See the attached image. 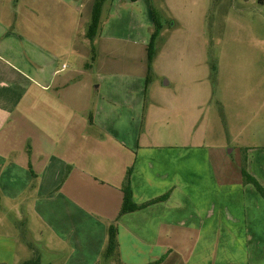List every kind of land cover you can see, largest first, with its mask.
<instances>
[{
	"label": "crops",
	"instance_id": "obj_1",
	"mask_svg": "<svg viewBox=\"0 0 264 264\" xmlns=\"http://www.w3.org/2000/svg\"><path fill=\"white\" fill-rule=\"evenodd\" d=\"M92 4L0 0V262L37 253L29 230L41 264H99L115 222L118 264H264V196L188 136L203 87L147 104L151 0H107L89 39ZM127 178L136 204L168 195L120 213Z\"/></svg>",
	"mask_w": 264,
	"mask_h": 264
},
{
	"label": "rangeland",
	"instance_id": "obj_2",
	"mask_svg": "<svg viewBox=\"0 0 264 264\" xmlns=\"http://www.w3.org/2000/svg\"><path fill=\"white\" fill-rule=\"evenodd\" d=\"M151 3L162 28L148 73L149 82H156L158 89L148 85L147 104L160 102L163 108L166 91L180 86L191 97L195 84L202 86L201 111L197 121L187 122L188 136L202 138L229 162L242 165L245 148L264 150V0ZM103 5L99 25L107 6ZM167 79L169 85L164 84ZM23 235L42 261L50 259L36 234L25 230ZM23 253L19 250L10 263L20 264ZM99 264L118 263L115 257L102 256Z\"/></svg>",
	"mask_w": 264,
	"mask_h": 264
},
{
	"label": "trees",
	"instance_id": "obj_3",
	"mask_svg": "<svg viewBox=\"0 0 264 264\" xmlns=\"http://www.w3.org/2000/svg\"><path fill=\"white\" fill-rule=\"evenodd\" d=\"M105 1H107V0H93L91 13H90V21L88 23L86 33H85L86 37H88L89 39H92L97 33V30L99 27V18H100V13H101V7ZM151 10H152V14H153L154 26H153V31L151 32L150 40L147 44V72H149L151 60H152L154 50H155V43H156L157 37L159 36V33L161 31V28H162V23H161L160 19L158 18L155 9L152 6H151ZM241 176H242L243 182L252 183L255 186V188L264 196V188L246 170V155L245 154L243 155V159H242ZM122 191H123V200H122L120 213H124V212L130 211L133 209H137V208H141V207L147 205L148 203H152V202H155L157 200L164 199L168 195V193H165V194H163L157 198H154L152 200H149L145 203L136 204L131 199V190H130L128 178L122 187ZM107 234H108V238H107L106 246L103 250V256L106 258L115 257L116 259H118L117 224L115 222L111 223L108 226ZM0 264H6V263L0 262ZM20 264H41L40 257L38 254L34 253V255L31 258L24 260Z\"/></svg>",
	"mask_w": 264,
	"mask_h": 264
}]
</instances>
